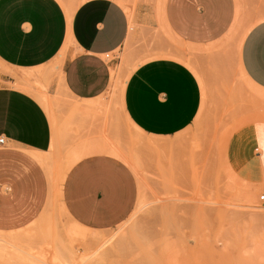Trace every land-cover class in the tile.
Wrapping results in <instances>:
<instances>
[{
  "label": "crops",
  "instance_id": "0c3cea01",
  "mask_svg": "<svg viewBox=\"0 0 264 264\" xmlns=\"http://www.w3.org/2000/svg\"><path fill=\"white\" fill-rule=\"evenodd\" d=\"M157 3L0 0V63L8 69L0 73L4 83L0 137L6 140L0 146V244H7L6 252L0 250V264H37L40 255H54L47 239L52 234L33 229L54 200L44 160L49 157L51 166L55 164L64 134L57 123L55 137L44 94L58 96L61 90L77 103L73 116L99 114L103 109L99 99L114 86L113 70L105 58L126 44L133 25L140 26L133 38L150 42L162 14L173 37L202 50L215 48L228 37L238 9L236 0H164L161 13ZM164 44L155 41L154 54L165 51ZM239 64L252 86L264 93V20L246 35ZM202 105L203 89L195 72L164 58L139 66L122 96L125 117L146 136L161 139L191 127ZM104 133L102 125L94 136L74 135L73 130L67 153L69 163L80 159L68 182L67 204L77 219L93 226L120 220L134 197L133 181L122 165L101 158L99 149L85 151V145L100 141ZM259 137L254 126L243 129L234 137L230 153L248 172L250 162L242 158L256 156L255 168L262 175ZM31 236L47 238L34 245Z\"/></svg>",
  "mask_w": 264,
  "mask_h": 264
},
{
  "label": "rangeland",
  "instance_id": "374dc122",
  "mask_svg": "<svg viewBox=\"0 0 264 264\" xmlns=\"http://www.w3.org/2000/svg\"><path fill=\"white\" fill-rule=\"evenodd\" d=\"M163 1L157 0L159 12ZM236 1L234 27L215 48L181 44L167 31L162 14L150 42L140 36L135 40L140 26L133 25L126 44L104 57L113 70L114 86L99 99V114L73 116L77 103L61 90L58 96L44 94L54 114L55 137L57 123L64 134L55 164L51 166L49 157L44 160L54 200L33 226L52 235L30 237L34 245L43 237L52 241L54 255H40L37 264H264V93L252 86L239 64L245 33L264 20V0ZM155 41L165 42L166 50L154 54ZM159 58L186 64L203 89V105L193 125L169 139L140 132L122 107L130 75ZM4 72L8 69L0 63ZM101 125L108 140L92 141L85 151L99 149L101 158L122 165L133 181L134 197L120 220L93 226L77 219L67 204L68 182L80 162L77 158L69 163L67 153L73 130L74 135L94 136ZM250 126L260 135L262 175L255 168L256 156L242 158L250 162L248 172L230 153L234 137ZM6 245L0 244L4 252Z\"/></svg>",
  "mask_w": 264,
  "mask_h": 264
},
{
  "label": "bare ground",
  "instance_id": "6f19581e",
  "mask_svg": "<svg viewBox=\"0 0 264 264\" xmlns=\"http://www.w3.org/2000/svg\"><path fill=\"white\" fill-rule=\"evenodd\" d=\"M71 13H72V11H71ZM70 13V14H71ZM234 27V26H233ZM166 29H167V31L171 34V32L169 31V29H168V27H167V25H166ZM251 30H248L246 33H245V36H244V38H243V40L240 42V44H239V48L241 47V45H242V43H243V41H244V39H245V37H246V35L250 32ZM172 35V34H171ZM173 36V35H172ZM43 103H44V105H45V107L47 108V110H48V112H49V114H50V117H51V120L53 121V122H55V120H54V114L52 113L53 111H52V109H51V107H50V104H49V102L48 101H46L45 99L43 100ZM112 154V153H111ZM117 156H119V155H117ZM45 163V162H44ZM51 178V177H50ZM54 189V188H53ZM7 247V246H6ZM3 248V247H2ZM2 248H0V249H2ZM10 254V253H9ZM13 255V254H12ZM47 259H48V257H47ZM1 261V260H0ZM4 264V263H3Z\"/></svg>",
  "mask_w": 264,
  "mask_h": 264
},
{
  "label": "built area",
  "instance_id": "2783aa9c",
  "mask_svg": "<svg viewBox=\"0 0 264 264\" xmlns=\"http://www.w3.org/2000/svg\"><path fill=\"white\" fill-rule=\"evenodd\" d=\"M5 144H6V140H5V138L0 137V146H3V145H5ZM261 201L264 202V195L261 196Z\"/></svg>",
  "mask_w": 264,
  "mask_h": 264
}]
</instances>
